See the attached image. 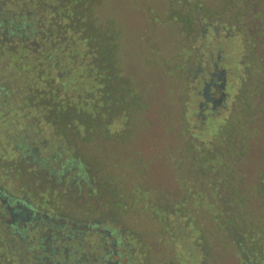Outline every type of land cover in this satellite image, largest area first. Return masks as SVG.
I'll use <instances>...</instances> for the list:
<instances>
[{
	"label": "rangeland",
	"instance_id": "obj_1",
	"mask_svg": "<svg viewBox=\"0 0 264 264\" xmlns=\"http://www.w3.org/2000/svg\"><path fill=\"white\" fill-rule=\"evenodd\" d=\"M217 49L228 94L200 118L194 70ZM0 87L12 196L120 227L121 262L264 264V0H0ZM20 138L76 177L19 161Z\"/></svg>",
	"mask_w": 264,
	"mask_h": 264
},
{
	"label": "flooded vegetation",
	"instance_id": "obj_2",
	"mask_svg": "<svg viewBox=\"0 0 264 264\" xmlns=\"http://www.w3.org/2000/svg\"><path fill=\"white\" fill-rule=\"evenodd\" d=\"M7 25L4 32L18 36L23 33L21 30L27 28L25 22L14 17ZM218 59L219 49L206 67L198 64L194 70V76L200 74V86L197 89L199 99L196 102V114L200 118L206 115V111L212 114L225 106L228 94L225 88L226 69L218 66ZM0 90L3 88L0 87ZM14 145L19 161L28 159L32 166L37 165L42 170L48 166L49 174L55 180L76 177V173L70 174L76 167L74 160L67 159L61 165L48 162L49 158L59 161L58 151L50 155L43 154L37 144H33V141L25 143L22 138ZM4 215L8 218H2ZM101 223L103 220H70L47 212L25 196H12L0 185V232L5 244L8 243L6 248L14 260L12 264H133L135 257L129 251H124V262L117 258L123 253V249L117 250L118 247L126 246L127 250H131L122 238L121 228L102 226ZM89 237L93 238L92 241L87 240Z\"/></svg>",
	"mask_w": 264,
	"mask_h": 264
},
{
	"label": "trees",
	"instance_id": "obj_3",
	"mask_svg": "<svg viewBox=\"0 0 264 264\" xmlns=\"http://www.w3.org/2000/svg\"><path fill=\"white\" fill-rule=\"evenodd\" d=\"M233 122H235V121H233V120H227V123H224V124H220V131H222L220 134H217L213 139H215V140H213V143H212V141L210 142V143H212V145L213 144H216V141L219 139V137H221V135H223V137H221V139L223 140L224 139V132H229V129H231L232 128V123ZM220 139V140H221ZM242 140H240V142H241ZM191 142H193V141H191ZM207 153H209V156L208 155H206ZM203 154V153H202ZM203 155H206L207 156V158L208 159H216L217 160V158H215L214 156L216 155V152L215 151H206L205 152V154H203ZM210 155H212V157L210 156ZM218 161H219V159H218Z\"/></svg>",
	"mask_w": 264,
	"mask_h": 264
}]
</instances>
